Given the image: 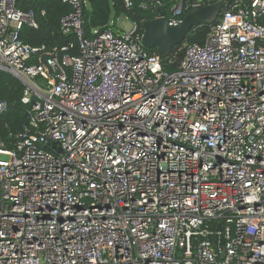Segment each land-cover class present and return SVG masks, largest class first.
<instances>
[{"label": "built area", "instance_id": "2783aa9c", "mask_svg": "<svg viewBox=\"0 0 264 264\" xmlns=\"http://www.w3.org/2000/svg\"><path fill=\"white\" fill-rule=\"evenodd\" d=\"M62 1L75 55L23 42L35 12L0 0L31 120L0 138V264H264V0L234 1L175 71L137 22L89 35L88 1ZM190 1L170 24L219 0Z\"/></svg>", "mask_w": 264, "mask_h": 264}, {"label": "trees", "instance_id": "16d2710c", "mask_svg": "<svg viewBox=\"0 0 264 264\" xmlns=\"http://www.w3.org/2000/svg\"><path fill=\"white\" fill-rule=\"evenodd\" d=\"M87 1L90 7L84 13L85 27L89 35L92 34L93 29L103 31L113 28L117 30V18L121 14L137 22L140 32H143L140 22L141 17L154 18L156 9L160 6L165 7L169 16V10L173 5V0H158L159 4H150L148 8L142 7V4L149 0H133L132 6H127L125 0ZM190 2L193 3L192 0ZM20 7L25 10L32 9L38 22L37 27L23 25L20 30V38L23 42L32 46L44 45L49 51L69 46L68 53L71 55L77 54L75 35L65 34L61 25L62 17L72 10L70 5L62 0H20ZM191 9L187 10L186 14ZM214 25L215 23L193 27L185 42L168 55H161L155 48L150 49V51L161 55L167 71H175L183 59L184 44H203ZM168 58L170 62H168ZM25 89L26 85L19 77L0 70V100L8 102V110L0 114V138L6 148H12L24 129L31 127L30 112L22 100Z\"/></svg>", "mask_w": 264, "mask_h": 264}, {"label": "water", "instance_id": "95a60500", "mask_svg": "<svg viewBox=\"0 0 264 264\" xmlns=\"http://www.w3.org/2000/svg\"><path fill=\"white\" fill-rule=\"evenodd\" d=\"M234 1L237 0H219L209 5L194 6L178 24H170L165 7L160 6L154 18H140L142 43L149 50L155 48L161 55H168L185 42L193 27L216 23L223 10Z\"/></svg>", "mask_w": 264, "mask_h": 264}, {"label": "rangeland", "instance_id": "374dc122", "mask_svg": "<svg viewBox=\"0 0 264 264\" xmlns=\"http://www.w3.org/2000/svg\"><path fill=\"white\" fill-rule=\"evenodd\" d=\"M90 7V5H89ZM88 7V8H89ZM117 26L119 29H121V32H123V30H129L132 26V20L130 18H128L126 15L121 14L118 18H117ZM1 158L6 159V156H2Z\"/></svg>", "mask_w": 264, "mask_h": 264}]
</instances>
